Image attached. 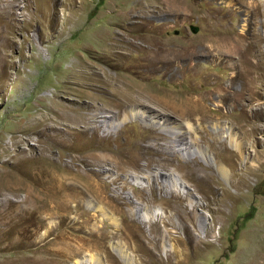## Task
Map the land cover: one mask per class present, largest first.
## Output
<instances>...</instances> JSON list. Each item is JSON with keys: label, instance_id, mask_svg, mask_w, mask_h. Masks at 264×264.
Segmentation results:
<instances>
[{"label": "rangeland", "instance_id": "obj_1", "mask_svg": "<svg viewBox=\"0 0 264 264\" xmlns=\"http://www.w3.org/2000/svg\"><path fill=\"white\" fill-rule=\"evenodd\" d=\"M235 1L200 0L192 7V0H184L181 11L189 7L195 11L191 16L174 12V6H167L169 11L164 12L157 0H0V163L21 150L38 155V131L50 129L45 120L36 123L35 118L40 119L42 113L48 116L46 111L65 115L62 127L72 128L76 141L66 150V159L71 154L92 157L105 153L87 151L90 139L78 133L83 124L70 122L72 116H91L94 110L88 107L89 100L110 107L112 115L120 102L136 95L169 93L186 102L193 89L211 92L214 85L210 81L216 77L223 81L229 71L216 62L214 52L202 48L200 71L193 75L189 48L195 38L209 37L208 14L217 13L219 28L225 24L243 29L244 22L229 11ZM85 67L89 72L99 69L111 78L108 84L100 82L109 91H103L95 80L85 81L81 71ZM256 102L248 108H254ZM224 103L230 116L237 118L242 107L230 100ZM158 107L148 110L179 123H193L199 137L193 145H202L225 163L230 176L224 178L198 155L183 160L174 138L135 118L121 129L118 138H95L90 144L94 147L105 142L103 150L112 152L129 142L139 144L137 152L143 148L137 170H117L112 164L103 169V176L120 175L131 184L125 190L120 187L122 192H131L120 205L108 193L96 197L84 192L81 213L61 211L52 217L48 213L53 212L47 210L48 184L32 176L35 163L26 165L31 174L26 175L23 166L19 168L23 178L34 184L21 189L18 196L8 193L10 202L0 190V264H264V130L238 132L247 151L254 149L249 157L255 164L259 162L254 153L262 155L261 169L249 173L243 169L245 162L237 163L238 156L229 143L222 146L213 141L208 122L200 129L199 122L181 114V106L178 113ZM230 116L224 120L230 122ZM13 136L21 139L19 144L13 145ZM192 137L189 132V142ZM154 143L157 147H151ZM230 154L233 158L229 159ZM179 164L185 170H176ZM185 172H189L188 183L181 192L161 189V173L184 183ZM207 172L211 186L198 191L194 178ZM134 176L140 177V184L133 183ZM113 186L106 192H114ZM27 191L31 201L25 203ZM186 191L197 193L193 199L202 204L197 214L183 211L191 201L184 196ZM139 192L153 201L140 204ZM166 199H173V211L160 205ZM147 204L160 212L154 218L162 235L157 246L143 238V233L151 234L150 219L143 220L144 213L154 214L153 208L146 211ZM202 213L211 233L206 242L196 246L181 223L187 220L196 239L204 238L205 232L194 220ZM53 225H57L55 230Z\"/></svg>", "mask_w": 264, "mask_h": 264}, {"label": "bare ground", "instance_id": "obj_2", "mask_svg": "<svg viewBox=\"0 0 264 264\" xmlns=\"http://www.w3.org/2000/svg\"><path fill=\"white\" fill-rule=\"evenodd\" d=\"M198 1L200 0H192V7H194ZM157 2L161 4L164 12L165 10L166 12L169 11L167 6H174V12L180 15L188 14L193 16L195 12L189 10V7L181 11V9H184V0H157ZM235 5L236 7H234ZM230 6H233V8L230 7L229 11H234L239 21L244 22L243 29H230L225 24H222V27L219 28L216 26L220 21V17L216 15L217 13L208 14L210 17L209 22L211 23V26L209 25L211 27L209 37L207 36L201 39V41L195 38L194 43L191 44L189 48L191 55H193V61H191L190 65V70L193 75H197L200 71L201 63L199 59L202 56V48H205L207 53L214 52L213 55H215L216 62L229 71L228 77L224 78L223 81L220 80L221 77H216L215 80L210 81V84L214 85L211 92H199L193 89L186 102L181 101V99L169 93L157 96L147 95V93L145 97H143V95H136L133 96L134 99L130 101L123 100V102H120L119 109L112 115L110 114L112 112L110 107L102 103L99 106L94 102L95 100H89L87 103L89 104L88 107L94 110L91 112V116H72L70 122H80L83 124L82 128L78 130V133H82L83 136L90 139L88 145L85 146L87 151H96L100 149L101 152L103 151L105 153L94 154L92 157L87 156V153L85 155L71 154L69 157L70 159H66L68 154L66 150L72 149L76 141L72 134L73 131L71 126H67V129L62 127L66 119L63 114H52L46 111L45 113L49 114L47 116L42 113L40 119L38 116L35 118L37 119L36 123L45 120L47 124L49 123L50 131H38V155L32 154L33 152L28 150H21L20 153L12 154H9L11 153L9 152V159L0 163V190L5 192L4 197L6 201H11L8 197V193L18 196L20 195L21 189L27 190V186L32 184L23 178L19 168L23 166V171L27 175L29 169L26 168V165L29 162H34L36 171L32 176L37 180L42 179V181L48 184L46 187L47 192H45L47 193V200L49 202L47 210L48 212H53L48 213L52 217L57 216L61 211L74 212L76 215L81 213L83 208L81 197L84 192L93 194L96 197L97 194L103 196L104 193H108V196L115 199L117 204L120 205V203H124L131 197V192H122L121 188L125 190L130 188L131 184L127 180H123L120 175L112 176L107 174L103 176V169L106 165L112 164L114 167H117V170H137V166L140 164V158L144 155L143 148L137 152L139 144L136 142H129L126 145H118L116 151L114 150L112 152L110 149L107 151H105V149L103 150V143L105 142L95 143L93 144L94 147L90 144L95 138L110 139L115 137V135L118 138L121 129L135 118L142 119L146 126L159 128L163 133L167 134V136L174 138L173 141L176 142L175 146H178L177 149L181 150L183 160L184 158L198 155L207 164L214 165L218 173L224 176V178L230 176L231 169L225 163L221 162V160H217L216 157L212 156L202 145H193L195 144L194 141H198L199 138L196 132V126L192 125L193 123H179L175 120L173 121L168 115L166 116L162 113L157 115L153 113V111L151 112L148 110V108H156V106L176 113H178L180 110L179 107L181 106L183 108L181 109V114H183L184 117L188 115L191 119L199 122L200 129H203L204 121L208 122L210 128L214 132L211 133L213 141L220 143L222 146H227L229 143L238 156L237 163L240 161L245 162L242 163V166L246 172L251 173L252 171L261 169L263 163L261 161L262 155H260V153L257 154V152L254 153L256 155V160L259 162V165L255 164L256 161L253 162L249 157L251 153L254 152V149L249 148L247 151L243 139H241L238 132L264 130V101L261 102V99H264V0H236L234 3L232 2ZM81 71L85 81L95 80L94 82H98L97 86L102 87L103 91L108 90L106 85L100 82L108 84L111 78L101 73L99 69H93V72H89L85 67V70L81 69ZM121 82L122 81L119 83ZM121 86L123 87L122 84ZM215 92H217L218 95L215 96ZM225 100H230L232 105H240L242 107V111L238 115L241 119H238V117L232 118L230 116V114H232L230 109L225 110ZM255 100H257L255 103L256 106L249 109L248 105L255 102ZM226 108L228 107L226 106ZM223 112L225 114H223ZM226 115L232 118H230V122L224 120ZM103 116H105V118ZM102 131L103 134L101 133ZM189 132H191L193 136L190 142L188 140ZM12 140H15L13 145H17L21 139L19 140L13 136ZM56 147L58 150H54ZM151 147H157V144L154 143ZM10 149L8 150L11 151ZM172 153L176 154L175 152ZM230 158H233L231 154L229 155V159ZM12 159H14V161L11 163L10 160ZM94 166H97L99 170H94L92 168ZM176 170H185L184 165H177ZM188 174L189 172L183 174V178L186 179L183 183L180 182L178 178L165 176L161 173V175H159L162 178V181H160L162 186L161 189L181 192L182 189H184L183 184L187 186L188 181L186 177ZM210 176L211 174L207 172L200 178H194L196 181V189L199 188L198 191L207 189L211 186L208 180ZM139 179L140 177L134 176L132 181L133 183L140 184L138 182ZM84 181L87 182L85 183ZM115 184L118 186L114 187L113 185ZM110 185L114 187V192H106ZM226 193L227 191H225L223 195ZM183 194L186 198H191L188 204L190 209L184 207L183 211H188L190 214L191 212H195L197 214V211H199L202 206L199 201L197 202L193 199V197H195L194 195L197 193L186 191ZM170 198H173V196ZM137 199L140 204L153 201L140 192L137 194ZM172 200H161L160 205L164 210L170 207L173 211L174 205L172 204ZM23 201L25 203L31 201V194L29 191L26 192L25 197L23 196ZM146 206H148L146 211H150L152 210L151 208H153V206L149 204ZM152 212L154 214L144 213L143 220L150 219L151 234L143 233V238L148 239L150 243L157 246L160 244L162 235L160 234L161 226L159 222L154 221V218L157 214L159 216L160 212H157L156 208H153ZM169 218L171 223L175 224L173 216ZM203 218L204 214L202 213L194 220L195 223L202 228V231L205 232L204 238L198 237V239H196L194 235L196 233H193L190 223L187 220L184 219L181 223L182 228L194 239L196 246H199L198 244L201 242H206L208 235L210 236L211 233L209 232L210 228L207 222L204 221L205 219ZM56 228L57 225L52 226L53 230ZM169 256L171 255H168V257Z\"/></svg>", "mask_w": 264, "mask_h": 264}]
</instances>
